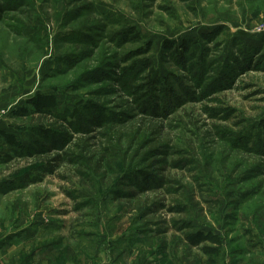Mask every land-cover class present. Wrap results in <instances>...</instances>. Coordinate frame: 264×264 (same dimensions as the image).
Masks as SVG:
<instances>
[{"label":"rangeland","instance_id":"1","mask_svg":"<svg viewBox=\"0 0 264 264\" xmlns=\"http://www.w3.org/2000/svg\"><path fill=\"white\" fill-rule=\"evenodd\" d=\"M0 131V264H264V0H0Z\"/></svg>","mask_w":264,"mask_h":264},{"label":"trees","instance_id":"2","mask_svg":"<svg viewBox=\"0 0 264 264\" xmlns=\"http://www.w3.org/2000/svg\"><path fill=\"white\" fill-rule=\"evenodd\" d=\"M119 34L124 38L125 42L128 41H139V35L137 31L133 27H126V29H122ZM130 36L134 37L130 39ZM167 42L165 44V47ZM149 46V45H148ZM185 47V44H183ZM32 106L39 110H46V109H53L56 107V99L54 96H45V95H38L33 100ZM0 138L5 141V143L12 148H20L19 143L15 139L13 135L6 134L0 131ZM186 242L192 247H198L204 243H209L212 245L211 247H203L202 252L204 255L207 256H214L217 255L219 249L221 247L220 239L212 233H204V232H196L193 234H189L185 237Z\"/></svg>","mask_w":264,"mask_h":264}]
</instances>
